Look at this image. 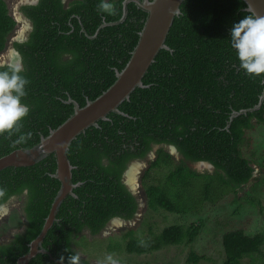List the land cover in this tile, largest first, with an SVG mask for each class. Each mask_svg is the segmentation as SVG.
<instances>
[{
	"label": "trees",
	"instance_id": "trees-1",
	"mask_svg": "<svg viewBox=\"0 0 264 264\" xmlns=\"http://www.w3.org/2000/svg\"><path fill=\"white\" fill-rule=\"evenodd\" d=\"M103 0H38L22 4V14L32 23L23 41L12 46L22 58L23 75L29 81L24 102L30 107L20 130L0 134V157L18 148H30L62 124L73 112L72 98L80 106L103 93L116 80L136 46L147 13L135 2ZM243 0H184L170 28L166 43L130 98L119 105L127 115L111 112L99 126L79 134L68 149L74 166L76 196L61 203L56 220L38 253L28 264H68V256L79 253L80 264H95L76 248L77 238L95 236L114 218L133 220L139 212V197L123 181L134 159H145L153 147L155 157L143 172L141 183L151 210L190 214L214 202L230 189L235 197L255 177V152L245 154L249 134L264 127V101L253 111L232 117L234 111L255 106L264 90V75L246 74L240 67L229 32L234 22L248 13ZM17 20L6 0H0V54ZM85 29V31L83 30ZM8 64L0 65V70ZM27 133H31L28 136ZM24 139L20 140V136ZM167 146H175L176 157ZM175 158L177 160H175ZM263 158V159H262ZM260 160L264 167V153ZM206 161L212 172H200L193 163ZM54 154L30 166H8L0 170V204L22 198L23 230L0 242V264H16L40 233L49 214L60 181L53 177ZM166 168L155 181L152 170ZM260 181V180H259ZM257 179L252 189L258 186ZM255 203L254 198L248 201ZM201 227L171 225L146 239L126 235V251L148 254L169 245L193 243ZM222 264H243L246 257L264 264V234L242 228L222 234ZM206 259L194 249L188 262Z\"/></svg>",
	"mask_w": 264,
	"mask_h": 264
},
{
	"label": "rangeland",
	"instance_id": "rangeland-1",
	"mask_svg": "<svg viewBox=\"0 0 264 264\" xmlns=\"http://www.w3.org/2000/svg\"><path fill=\"white\" fill-rule=\"evenodd\" d=\"M6 2L10 13L17 20V25L8 35L7 45L0 54V65L12 62L11 42L24 36L30 27L17 12L16 8L20 0H6ZM249 140L243 148L244 152L247 155L249 152H255L257 164H260L264 153V127H258L252 131L249 134ZM171 151L178 157L175 151L172 149ZM197 164L193 163L192 166L200 172L213 171L212 167ZM257 164L255 177L237 197L230 189H226L214 202L204 204L193 213L179 215L162 209L156 211L149 209L141 184L143 172L148 167V163L147 161L132 163L130 167L132 169L126 176V181L131 183L139 197L138 214L130 221L112 220L104 231L95 236L85 231L77 238L76 248L83 257L95 264H193L188 262L192 249L199 255H205L206 259L201 260L200 264H222L224 253L221 237L224 232L233 228H242L251 234L259 232L264 234V167ZM166 172V168L152 170L155 181L163 178ZM256 179L260 180L259 184L252 189ZM250 198L255 199L254 204L248 202ZM22 202V198H11L4 204L8 211L6 214H0V241L9 239L15 232L23 230L25 218L21 210ZM171 225H182L185 228L199 226L201 230L196 240L190 244L169 245L148 254H130L126 251L129 240L126 234L129 231H133L135 237L146 239ZM262 248L264 249V245ZM243 264L261 263L257 258L246 257Z\"/></svg>",
	"mask_w": 264,
	"mask_h": 264
},
{
	"label": "water",
	"instance_id": "water-1",
	"mask_svg": "<svg viewBox=\"0 0 264 264\" xmlns=\"http://www.w3.org/2000/svg\"><path fill=\"white\" fill-rule=\"evenodd\" d=\"M26 4L37 3L38 0H24ZM184 0H124L123 15L114 22H104L97 29L95 37L100 28L106 25H113L124 21L127 16V5L135 2L136 5L147 13L143 28L140 31L139 39L134 47L131 57L120 71H116V80L103 93L93 100H87L84 106H80L72 98L67 102L73 103V112L58 127L51 129L47 136H41L38 143L30 148H18L12 152L0 157V170L8 166H30L45 157L54 154L56 158V171L53 177L60 181V188L54 198L49 214L45 223L37 235L30 243L29 250L17 259L16 264H28L38 253H47L48 250L42 245V242L56 220V215L61 203L68 195L76 196L74 188L80 183L73 182V168L71 164L68 149L72 141L81 133L85 132L91 126H99L100 120H107L108 114L111 112L127 115L119 109V105L130 98L131 93L137 87H144L143 77L148 71L151 64L161 49H169L166 39L175 17L181 12V4ZM245 2V0H243ZM255 10L264 14V0H253ZM18 6V5H17ZM21 15V14H20ZM31 27V23L29 22ZM85 31V29H83ZM16 57L19 53L12 48ZM9 64H18L10 62ZM264 101V90L261 94L259 102L247 109L234 111L232 117L240 113H247L258 109ZM170 148L177 152L175 146ZM198 166L205 165L212 167L213 165L206 161L197 162ZM131 167V166H130ZM128 168V175L132 168ZM121 220V218H114ZM113 219V220H114Z\"/></svg>",
	"mask_w": 264,
	"mask_h": 264
},
{
	"label": "clouds",
	"instance_id": "clouds-1",
	"mask_svg": "<svg viewBox=\"0 0 264 264\" xmlns=\"http://www.w3.org/2000/svg\"><path fill=\"white\" fill-rule=\"evenodd\" d=\"M245 3L247 7L244 11L248 14L231 26L230 44L235 50L239 67L248 75L260 76L264 75V14L255 10L253 0H245ZM109 7L102 0L100 8L107 10ZM22 73L23 68L19 64H8L5 69L0 70V134L18 132L22 120L29 114L30 107L23 99L27 94L26 86L29 81ZM27 135L31 136V133ZM24 138L21 135L19 139ZM7 211V207L0 204V214H6ZM60 261L63 264V255L60 256ZM68 264H80L79 253L70 254Z\"/></svg>",
	"mask_w": 264,
	"mask_h": 264
},
{
	"label": "flooded vegetation",
	"instance_id": "flooded-vegetation-1",
	"mask_svg": "<svg viewBox=\"0 0 264 264\" xmlns=\"http://www.w3.org/2000/svg\"><path fill=\"white\" fill-rule=\"evenodd\" d=\"M22 4H25V1L24 0H20V2H19V4H18V6H17V12L19 13V14H21V16L23 17V19L25 20V22H27L28 24H29V22L31 23V21L28 19V18H26L23 14H22V12H21V10H20V7H21V5ZM31 25H32V23H31ZM31 28L32 27H29V29L28 30H26V32H25V34H24V36H22L21 38H16V39H14V40H18V41H23V40H25L26 38H27V35H28V33L30 32V30H31ZM24 33V32H23ZM13 40V41H14ZM12 41V42H13ZM12 42H11V46H12ZM20 55V54H19ZM14 56H15V59L12 61V62H17L19 65H22V58H21V55L19 56V57H16V55H15V53H14ZM159 146H155V147H153V149L151 150V152L148 154V156L145 158V159H140V158H138V159H134V160H132L131 162H130V164L128 165V167H127V169L125 170V172H124V174H123V181L125 182V184L127 185V187L134 193V194H136L137 195V193H135V191L133 190V187L131 186V183L129 182V181H126V176H127V174H126V171L128 170V168L131 166V164L132 163H135V162H138V161H147V163H148V165H149V160H152V159H154V157H155V153H156V149L158 148ZM167 148L169 149V151L172 153V151H171V148H170V146H167ZM172 154H174V153H172ZM176 154H177V152H176ZM147 168V167H146ZM142 184V183H141ZM138 196V195H137ZM140 202V201H139ZM0 242H2V241H0Z\"/></svg>",
	"mask_w": 264,
	"mask_h": 264
},
{
	"label": "bare ground",
	"instance_id": "bare-ground-1",
	"mask_svg": "<svg viewBox=\"0 0 264 264\" xmlns=\"http://www.w3.org/2000/svg\"><path fill=\"white\" fill-rule=\"evenodd\" d=\"M11 52V51H10ZM10 54V53H9ZM8 56V55H7ZM15 59V56H14V52L12 51V53H11V61H13ZM136 169V168H135ZM134 169V171H136ZM134 177V176H133ZM131 178V177H130ZM132 180V179H131ZM134 180V179H133ZM137 180V179H136ZM135 181V180H134Z\"/></svg>",
	"mask_w": 264,
	"mask_h": 264
}]
</instances>
